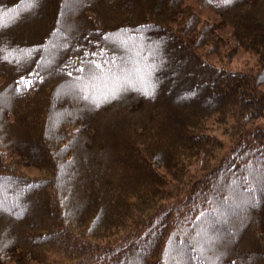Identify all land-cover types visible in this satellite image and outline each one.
<instances>
[{
	"label": "trees",
	"instance_id": "obj_1",
	"mask_svg": "<svg viewBox=\"0 0 264 264\" xmlns=\"http://www.w3.org/2000/svg\"><path fill=\"white\" fill-rule=\"evenodd\" d=\"M237 50L256 66L210 60ZM52 253L264 264V0H0V264Z\"/></svg>",
	"mask_w": 264,
	"mask_h": 264
},
{
	"label": "rangeland",
	"instance_id": "obj_2",
	"mask_svg": "<svg viewBox=\"0 0 264 264\" xmlns=\"http://www.w3.org/2000/svg\"><path fill=\"white\" fill-rule=\"evenodd\" d=\"M184 9L189 12V13H195L197 16L200 17L201 20H206L209 22H215V17L204 11L201 10L198 6L192 4V3H187V5H184ZM219 29V33L223 36H225V31ZM224 51L220 54V56L216 57L214 55H212L210 57V60L216 63H222V65L226 66L229 69H248V68H254L256 66V56L254 54H252L251 52H244L242 50H237L235 56L232 58L231 61H228L224 56ZM224 127L220 126V129L217 131H214V133L217 132V135L219 136V138L222 140L223 144H224V148L220 151V155H223L231 146V141H230V137L228 136L229 133L225 134L223 133ZM199 168V165L197 163H194L191 167V170L188 174V177H193L195 176V174H197V170ZM19 170H21L23 173H26L27 175H31L34 177H38L40 175V173L35 169V168H24L21 167ZM186 183L187 182H178V184H175L173 186V188H168L166 187L165 190H167L168 192H171V199H169V204L168 206L171 205H176L179 204L182 201V197L184 195V189H186ZM167 201V202H168ZM167 204V203H166ZM120 236L121 235H115V236H108L104 242H111V243H117L120 240ZM47 260L49 262H53L55 264H60L62 263V258L57 255V254H50L49 257H47Z\"/></svg>",
	"mask_w": 264,
	"mask_h": 264
},
{
	"label": "snow or ice",
	"instance_id": "obj_3",
	"mask_svg": "<svg viewBox=\"0 0 264 264\" xmlns=\"http://www.w3.org/2000/svg\"><path fill=\"white\" fill-rule=\"evenodd\" d=\"M231 2L232 0H221L222 4H230ZM69 75L71 76V73H69ZM20 79L23 80L24 77H20ZM141 80L145 82L146 86L138 90H142L145 95L151 96L153 93L152 91L149 90V87L147 86V76H142ZM17 87H19V85H17ZM132 87H135V84L133 83L131 79L123 78V81H122L121 78L117 77L114 81L113 87L110 89L108 93L104 94L103 99L105 101L110 98L118 99L124 91ZM84 95H85V98H89L91 96V93L85 92Z\"/></svg>",
	"mask_w": 264,
	"mask_h": 264
}]
</instances>
